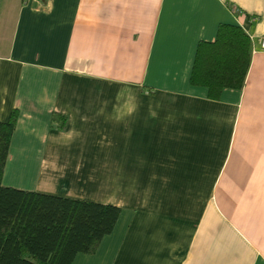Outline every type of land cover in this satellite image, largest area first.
Wrapping results in <instances>:
<instances>
[{"label": "crops", "instance_id": "obj_1", "mask_svg": "<svg viewBox=\"0 0 264 264\" xmlns=\"http://www.w3.org/2000/svg\"><path fill=\"white\" fill-rule=\"evenodd\" d=\"M220 24L250 57L211 97L189 77ZM261 37L264 0H0L1 184L119 208L71 264H264Z\"/></svg>", "mask_w": 264, "mask_h": 264}, {"label": "trees", "instance_id": "obj_2", "mask_svg": "<svg viewBox=\"0 0 264 264\" xmlns=\"http://www.w3.org/2000/svg\"><path fill=\"white\" fill-rule=\"evenodd\" d=\"M250 57L247 34L220 24L212 42L197 45L189 81L216 97L223 88L240 89ZM16 119L0 121V180ZM62 127V124H60ZM119 208L53 194L4 186L0 181V264H71L91 254L108 234Z\"/></svg>", "mask_w": 264, "mask_h": 264}, {"label": "built area", "instance_id": "obj_3", "mask_svg": "<svg viewBox=\"0 0 264 264\" xmlns=\"http://www.w3.org/2000/svg\"><path fill=\"white\" fill-rule=\"evenodd\" d=\"M259 46H260L261 49H264V37L260 38Z\"/></svg>", "mask_w": 264, "mask_h": 264}]
</instances>
